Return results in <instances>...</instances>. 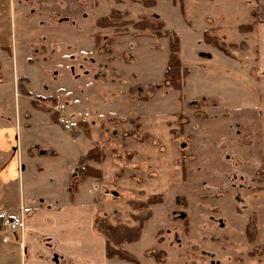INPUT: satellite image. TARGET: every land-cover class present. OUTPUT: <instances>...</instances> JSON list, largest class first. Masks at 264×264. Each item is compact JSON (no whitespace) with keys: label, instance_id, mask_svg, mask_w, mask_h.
Wrapping results in <instances>:
<instances>
[{"label":"rangeland","instance_id":"obj_1","mask_svg":"<svg viewBox=\"0 0 264 264\" xmlns=\"http://www.w3.org/2000/svg\"><path fill=\"white\" fill-rule=\"evenodd\" d=\"M64 1L65 7L31 0L29 6L6 8L14 26L11 37L7 22L8 47H14L18 65L0 60V219L16 210L27 213L29 179L21 151L43 155L37 145L28 148L38 141L59 150V136L47 125L57 113L54 108L66 106L57 124L78 131L74 139H81L80 154L97 147L106 153L102 163L86 164L102 173L97 181L103 193L94 187L95 205L105 214L101 217L113 225L138 226L135 217L145 209L137 205L155 197L162 201L150 207L152 216L140 241L122 247L138 262L115 258L105 264H264V178H250L252 165H199L198 156L190 169L205 170H190L187 176L202 175L204 180L195 193L186 191L187 203L176 177L181 173L172 170L182 144L191 142L182 124L204 114L206 101L213 107L214 99L201 94L220 93L236 122L257 107L259 101H250L246 94L260 66L259 38L239 29L256 22L254 0H154L153 6L151 0ZM38 6L56 13H40ZM102 18L105 28L97 26ZM143 20L160 30L140 31L135 24ZM168 31L177 34L181 65L191 72L182 92L164 84ZM206 33L218 39L223 52L205 44ZM22 43L31 47L27 50ZM45 98L52 102H43ZM203 131L195 133L197 139ZM229 132L226 125L216 138L229 143ZM37 163L56 171L64 167L50 159ZM241 175L245 179H237ZM252 219L256 237L250 241L247 227ZM14 233L0 230V264H31L22 260ZM97 249L87 252L94 264L102 261Z\"/></svg>","mask_w":264,"mask_h":264},{"label":"crops","instance_id":"obj_2","mask_svg":"<svg viewBox=\"0 0 264 264\" xmlns=\"http://www.w3.org/2000/svg\"><path fill=\"white\" fill-rule=\"evenodd\" d=\"M30 1L0 0V52L2 53L0 60L6 66L11 64V61L13 66L18 65L17 60L14 59V47L12 46V49L8 47L10 45V32L7 29L9 15L6 8L9 6V9H12L14 5V9L29 6ZM51 1H56V4L62 7L68 4L64 0H44V3L51 5ZM75 1L77 5L78 0ZM84 2H87V0H84ZM254 2L257 8L254 14L256 22L248 26L241 25L239 29L247 30L248 33L252 32V34L256 33L259 38L257 49L259 50L258 62H260V66L248 86L250 91L246 94L250 101L254 99L259 102L257 107L243 114L241 119L236 122L229 117L230 115L227 112L230 109L225 106L224 102H221L222 96L220 93L201 94L203 96L200 98L214 99L213 107H210L209 102L206 101L204 103L205 107L201 110L204 114H198L193 120L191 119V122L186 121L185 125L182 124L185 132L188 131L191 136V142L182 144L179 157L175 161L176 163L173 162L172 164L173 172L181 173L176 177L181 178L182 185L180 189L184 190V193H181L183 194L182 198H186V203L188 202L186 191L190 194L195 193L194 188L198 187L199 181L204 180L202 175L192 178L187 176L190 170L198 169L200 171V168L205 170V166H193L194 168L190 169L189 163H195L198 156L202 159L198 163L199 165H201V162L205 164L217 162L225 168L229 164H234L238 168L239 163L247 164L249 162L254 168L249 173L252 174L250 178L256 181L258 178H264V0H254ZM46 7H48V4L43 9ZM38 8L40 13H56V11H42L40 6ZM62 15L58 14L59 17ZM9 23L10 34L13 37V22L9 21ZM39 41L41 39L35 42ZM21 46L27 48V50L31 47L28 43H22ZM36 47L34 45L33 48ZM37 50L39 53L41 52V49L38 48ZM26 58H29V56L24 58L25 62ZM26 79L31 82L29 78ZM230 112L235 114L233 111ZM49 120L47 127L55 129L56 135L59 136L57 144H59L60 149H48L38 141L36 144L32 142V145H28V148L37 145V147L43 149V155L32 150L29 152L30 155L26 156L21 151L23 159L21 162L23 166H26L25 171H27L29 179L27 203L24 207L27 210L24 215V230L18 229L14 233L21 249V258L25 260V263L31 264H94V260L88 256L87 252L94 253V247L96 246L102 256V261L99 264L108 263L112 260H108L105 254L106 240L95 230V217H101L105 214L101 211V205H95L94 187L97 184L99 189L102 188V191L99 190L101 193H103L104 188L101 186L100 181H97L99 179L89 178L83 180L80 178V160L90 150L87 149L88 151L81 155L78 144L81 139H74V135L69 132L70 130L51 120V115ZM226 125L230 131L226 137L229 139V143L216 138V132L222 130ZM203 130H207V132L198 135L197 139L195 133H204ZM260 135L263 138L262 144L259 142L261 140ZM3 143L6 144V142ZM162 147L160 145V149ZM203 147L206 149L203 150ZM136 157H138L137 153ZM47 159L63 162L64 167L61 171H56L57 169H53L52 165L37 163ZM22 171L24 172V170ZM72 173L75 178H72ZM239 177L245 179L242 175L238 176L237 179ZM237 179L235 178L233 181L237 183ZM36 183L39 186H35ZM255 187L259 188L260 186L255 184ZM41 189H44L49 196L40 195L43 194ZM14 216L18 220L22 216V212L16 210ZM14 216L9 215L6 217L15 219ZM83 247L85 251L80 250Z\"/></svg>","mask_w":264,"mask_h":264},{"label":"trees","instance_id":"obj_3","mask_svg":"<svg viewBox=\"0 0 264 264\" xmlns=\"http://www.w3.org/2000/svg\"><path fill=\"white\" fill-rule=\"evenodd\" d=\"M152 6L155 5L154 0H151ZM106 18H102L99 21H97V26L101 28H105V24L107 23ZM135 27L138 28L140 31H153L158 32L160 30L159 27L149 21L143 20L139 23L135 24ZM165 37H168L170 40V54H169V62L166 67V71L164 74V84L167 88H170V90H177L179 92H182L184 86H185V80L190 75V71L186 68H184L181 64L180 59V40L177 36V34L172 31H168L167 34H165ZM204 41L206 44L217 48L218 51L223 52V47L219 44L217 38H210V36L206 33L204 35ZM22 92H25L22 90ZM26 93V92H25ZM52 98H45L43 99V102L48 103L51 101ZM56 100V99H55ZM52 102V101H51ZM33 104L37 105L35 102ZM36 108V107H35ZM47 111L51 112L52 110H49V108H45ZM58 113H52L51 114V120L55 123H58ZM82 125H85L86 123L82 122L80 123ZM78 131L73 128L71 129V133L75 136L77 135ZM106 153L103 152L100 148H94L90 150L84 157L80 160V178L85 180L89 178L93 179H99L102 178V173L100 170H97L95 168H92L91 166H86L88 161H93L96 163H102L106 159ZM162 201L156 200V197L153 198V201L149 200L148 202L141 203L137 206L141 208V211L144 210L141 215L138 213V217H135V220L138 222V226H124V225H113L107 217H95V230H97L104 238L106 242V257L108 260H113L115 258H118L122 261H126L129 263H137L135 257H133L130 253L127 254V251L122 250V247L126 244H134L140 241L143 235V230L145 227V224L151 219V206L160 204ZM150 208V210H149ZM256 226V220L252 219L249 223V226L247 227V234L248 237H252L250 241L255 240L256 230L254 227ZM162 252H159L161 255ZM164 253V252H163ZM159 258V257H158Z\"/></svg>","mask_w":264,"mask_h":264},{"label":"built area","instance_id":"obj_4","mask_svg":"<svg viewBox=\"0 0 264 264\" xmlns=\"http://www.w3.org/2000/svg\"><path fill=\"white\" fill-rule=\"evenodd\" d=\"M55 111H57V113L63 111L66 109V106H56ZM24 225H25V219H24V214H23V209H22V216L17 220V219H11L9 217H3L2 219H0V230L2 229H6L8 231H14L21 229L22 231L24 230ZM4 242L8 241V238L5 237L3 239Z\"/></svg>","mask_w":264,"mask_h":264}]
</instances>
